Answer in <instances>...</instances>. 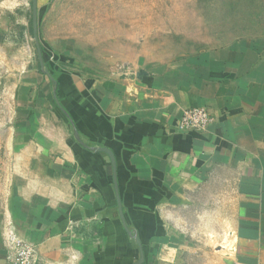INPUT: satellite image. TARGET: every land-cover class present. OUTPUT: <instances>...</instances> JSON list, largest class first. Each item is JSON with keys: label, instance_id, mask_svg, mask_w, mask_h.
<instances>
[{"label": "crops", "instance_id": "obj_1", "mask_svg": "<svg viewBox=\"0 0 264 264\" xmlns=\"http://www.w3.org/2000/svg\"><path fill=\"white\" fill-rule=\"evenodd\" d=\"M45 73L0 137V264L11 235L38 264H174L195 201L227 224L228 264H264V38L130 77ZM190 108L206 131L179 129Z\"/></svg>", "mask_w": 264, "mask_h": 264}, {"label": "rangeland", "instance_id": "obj_2", "mask_svg": "<svg viewBox=\"0 0 264 264\" xmlns=\"http://www.w3.org/2000/svg\"><path fill=\"white\" fill-rule=\"evenodd\" d=\"M33 22V0H0L3 138L22 76L58 70L130 77L240 40L264 38V0H38V39ZM5 151L0 142V170ZM195 202L185 213L177 209L187 224L174 227L188 239L173 263L228 264L227 224H212L214 209Z\"/></svg>", "mask_w": 264, "mask_h": 264}, {"label": "built area", "instance_id": "obj_3", "mask_svg": "<svg viewBox=\"0 0 264 264\" xmlns=\"http://www.w3.org/2000/svg\"><path fill=\"white\" fill-rule=\"evenodd\" d=\"M211 122V116L205 108H190L183 111L178 127L185 132H203ZM9 247V264H38L34 245L11 235Z\"/></svg>", "mask_w": 264, "mask_h": 264}, {"label": "water", "instance_id": "obj_4", "mask_svg": "<svg viewBox=\"0 0 264 264\" xmlns=\"http://www.w3.org/2000/svg\"><path fill=\"white\" fill-rule=\"evenodd\" d=\"M37 2L38 0H33V10H34V33H35V38L38 39V34H37Z\"/></svg>", "mask_w": 264, "mask_h": 264}, {"label": "trees", "instance_id": "obj_5", "mask_svg": "<svg viewBox=\"0 0 264 264\" xmlns=\"http://www.w3.org/2000/svg\"><path fill=\"white\" fill-rule=\"evenodd\" d=\"M43 61V59H41Z\"/></svg>", "mask_w": 264, "mask_h": 264}]
</instances>
